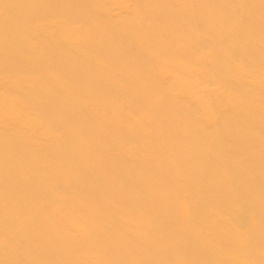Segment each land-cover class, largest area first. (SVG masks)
I'll use <instances>...</instances> for the list:
<instances>
[{
    "label": "bare ground",
    "instance_id": "obj_1",
    "mask_svg": "<svg viewBox=\"0 0 264 264\" xmlns=\"http://www.w3.org/2000/svg\"><path fill=\"white\" fill-rule=\"evenodd\" d=\"M0 264H264V0H0Z\"/></svg>",
    "mask_w": 264,
    "mask_h": 264
}]
</instances>
